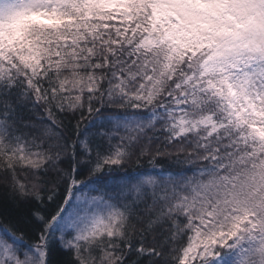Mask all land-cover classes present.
Returning a JSON list of instances; mask_svg holds the SVG:
<instances>
[{"label":"snow or ice","instance_id":"6c2138e0","mask_svg":"<svg viewBox=\"0 0 264 264\" xmlns=\"http://www.w3.org/2000/svg\"><path fill=\"white\" fill-rule=\"evenodd\" d=\"M0 264H264V0H0Z\"/></svg>","mask_w":264,"mask_h":264},{"label":"trees","instance_id":"16d2710c","mask_svg":"<svg viewBox=\"0 0 264 264\" xmlns=\"http://www.w3.org/2000/svg\"><path fill=\"white\" fill-rule=\"evenodd\" d=\"M133 167H134V165H130V166H129V169H128L127 171L130 172V171L132 170Z\"/></svg>","mask_w":264,"mask_h":264}]
</instances>
